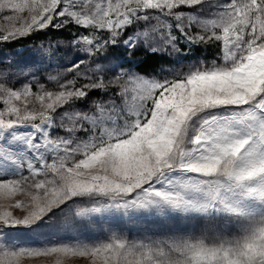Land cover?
I'll return each mask as SVG.
<instances>
[{"label":"snow or ice","instance_id":"6c2138e0","mask_svg":"<svg viewBox=\"0 0 264 264\" xmlns=\"http://www.w3.org/2000/svg\"><path fill=\"white\" fill-rule=\"evenodd\" d=\"M5 12L12 23L0 26V41L74 22L92 30L74 41L92 56L118 45L129 26L155 18L125 47L142 42L153 53L179 51V37L161 30L162 18H173L188 43L220 42L221 56L163 78L98 66L96 72L112 73L106 79L80 73L81 61L68 69L72 79L49 76L55 90L10 87L0 74V201L18 192L26 197L0 203V237L108 212L191 225L156 239L115 231L96 242L42 246L0 239V264L38 256H55V264L65 257H89L90 264H264V0H0ZM103 31L106 39L98 35ZM109 88L119 103L110 97L93 100L91 112L74 107ZM57 116L65 136L51 134ZM22 126L32 132L19 134Z\"/></svg>","mask_w":264,"mask_h":264},{"label":"rangeland","instance_id":"374dc122","mask_svg":"<svg viewBox=\"0 0 264 264\" xmlns=\"http://www.w3.org/2000/svg\"><path fill=\"white\" fill-rule=\"evenodd\" d=\"M149 11L152 12L154 10ZM3 15H11V13L5 12L4 14H0V26L5 28L10 27L12 22L3 20ZM202 15L211 18L209 17L208 9H205ZM61 21L62 18H57L53 23ZM161 23L163 24L162 31L171 30L173 35L183 40L185 46H191L186 39L180 36V33L174 30L172 18H162ZM156 24L157 20L155 18L149 21H138L137 25L125 34L124 40L132 36L135 32L142 31L146 26ZM59 28L50 25L45 29H49L55 34ZM199 30L200 29L195 24L192 25V33H196ZM79 37H44V39L33 44L20 46L15 49L0 46V74H3L4 82H6L8 86L16 88L21 87L24 83H31L34 86V90L35 85L39 83L44 84L48 89L55 90L56 84L48 79L49 76L60 74L64 78L72 79L76 76V73H69L68 69L81 61H83V63L79 69L80 73H87L88 75L102 74L106 79H110L112 73L110 71L98 73L96 72L98 66L103 69H111L119 64L123 66L125 71L131 70L134 73L148 78H163L174 72L186 70L192 65L211 64L213 61L219 62L221 56V43L217 41L211 42L214 48V54L212 55L207 54L203 48L195 52H192L189 48L184 49L180 46H177L179 51H173L171 48H168L167 51L157 52L162 57L160 63L148 73L144 74L137 71L134 67V63L140 60V54L136 52L137 48L148 49L142 42L134 49H128L123 44V40L117 48L109 45L96 54L89 56L83 50L82 45L74 43ZM200 44L203 45L204 43ZM116 70L120 71L119 68ZM86 82L87 81L83 77L79 79L80 84ZM114 90L116 91V89ZM110 97L116 99L118 103L120 102L119 98L113 96V93L107 92L103 95H98L92 91L86 99L77 101L74 107L77 110L91 112L93 111L91 107V102L93 100L102 99L107 101ZM36 106L39 107L38 104ZM0 107H3V105L0 104ZM62 111L63 110H61V112ZM59 123V116H57V126L50 130L53 137L67 135V133L59 127ZM16 131L19 134L26 135L31 133L32 129L29 126H22L18 127ZM77 137L80 139L86 138L84 132L77 133ZM12 147L15 150H19L20 148L19 145H13ZM16 200L24 201L26 197L23 193L18 192L10 200L0 201V203L14 205ZM7 210L12 211L15 215L23 214V210L19 208L9 207ZM186 230L191 231L189 222L176 217H158L149 214H132L125 216L122 213L108 212L93 217L90 220L74 224L60 223L53 227H44L37 230H29L22 227L9 229L0 239L6 238L12 243L23 246H42L73 242L76 240L96 242L104 239L106 235L113 231L130 239L139 240L164 238L170 234H179ZM62 259L63 264H90L89 257H65ZM55 260V256L25 257L23 258V264H55Z\"/></svg>","mask_w":264,"mask_h":264},{"label":"trees","instance_id":"16d2710c","mask_svg":"<svg viewBox=\"0 0 264 264\" xmlns=\"http://www.w3.org/2000/svg\"><path fill=\"white\" fill-rule=\"evenodd\" d=\"M172 22L174 23L173 25L174 30L177 33H179V31L175 27L177 21L172 18ZM136 25H137V22L127 28V30L121 36L120 43L118 45L116 46L110 45V46L117 48L124 40L125 34L131 29H133ZM91 31H92L91 29L78 26L76 23L73 22V23L65 24L63 27L59 28V30H57L55 34L53 33V31L49 29L35 30L30 35L23 37V38L13 39L11 41H0V46L10 48V49H15L20 46L33 44L41 39H44V37L46 38V37L65 36V37L73 38V37H79L83 34L89 35ZM192 34H195V33H192ZM98 35L102 39H106L108 36V33L106 31H103V32L98 33ZM183 39L185 38L183 37ZM177 46H180L181 48H184V49L189 48L192 52H195L196 50L203 48L207 52V54H210V55L214 54V48L212 47L211 43H207V44L204 43L203 45L191 44V46H185L183 43V40L178 39ZM136 52H139L140 60L134 63V67L136 68L137 71H139L140 73H144V74L148 73L151 69L157 66L160 63L161 58H162L159 53L157 52L153 53L150 50L145 49V48H142V49L137 48ZM93 92L98 95L105 94V92L102 90H96ZM108 92L114 93L115 90L114 88H109Z\"/></svg>","mask_w":264,"mask_h":264}]
</instances>
